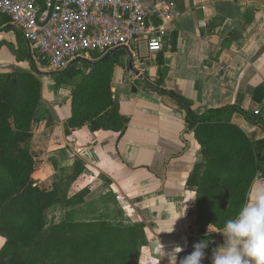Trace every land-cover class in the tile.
I'll use <instances>...</instances> for the list:
<instances>
[{"label":"crops","instance_id":"1","mask_svg":"<svg viewBox=\"0 0 264 264\" xmlns=\"http://www.w3.org/2000/svg\"><path fill=\"white\" fill-rule=\"evenodd\" d=\"M161 1L168 0L143 3ZM171 1L179 15L170 24L162 51L153 55L144 51L141 58L138 54L136 65L143 67L138 78L144 85L119 83L115 77L121 68L114 67L111 91L119 115L127 120L119 141L115 132H91L87 126L69 130L67 135L70 82H61L55 92L43 88L30 126L31 177L37 183L48 181L56 167L71 162L70 155L74 154L107 177L112 187L120 188L115 197L123 210L128 206L130 217L133 213L140 221L152 223L160 231L165 229L166 235L193 245L200 237L193 222L194 194L187 182L200 147L194 133L187 130L184 111L159 91L182 97L196 116L235 105L250 117L257 114L264 122V0ZM16 32L0 28V41L15 43ZM13 63L11 52L1 47L0 64ZM123 68L127 80L135 76L128 74L126 62ZM146 71L147 79L143 75ZM234 116L243 132L255 140L264 138L262 124L252 125L240 115ZM262 159L264 163V156ZM253 183L261 185L255 178L250 186ZM208 233L214 248L225 242L222 230L209 227Z\"/></svg>","mask_w":264,"mask_h":264},{"label":"trees","instance_id":"2","mask_svg":"<svg viewBox=\"0 0 264 264\" xmlns=\"http://www.w3.org/2000/svg\"><path fill=\"white\" fill-rule=\"evenodd\" d=\"M8 24V18L0 14V28L10 30ZM16 35L15 43L0 41V48L7 47L17 63L26 62L30 72L11 71L0 77V238L4 241L0 247V264H137L121 244L117 249V241L112 244L102 233L80 237L75 231L69 237L66 229L76 226L45 225V213L51 205L53 192L31 177L33 158L29 152L32 116L41 103V84L36 78L39 75L36 69L44 70L36 67L31 50L18 31ZM114 54L94 66L75 63L65 73L50 77L54 82L51 91L55 92L61 82H69L72 77L97 71L110 59L119 60ZM109 84L110 80L105 86L106 107L113 102L115 109L105 111L94 122L76 119L80 108L77 91L70 92L71 116L66 122V134L68 130L90 125L91 132L116 131V142L119 141L127 120L119 115ZM159 92L173 98L184 111L187 130L194 133L205 155V171L198 184L193 222L200 240L209 241L202 264H211L215 248L210 242L208 228L222 230L226 221L234 218L245 203L255 176L264 177V138L255 140L240 128L219 125L216 120L225 113H236L252 125L264 126V122L257 114L250 117L235 105L209 109L196 116L190 104L179 95ZM111 123L120 124L122 128L114 129ZM100 226L113 230L109 224L101 223ZM122 239L120 235L119 243Z\"/></svg>","mask_w":264,"mask_h":264},{"label":"rangeland","instance_id":"3","mask_svg":"<svg viewBox=\"0 0 264 264\" xmlns=\"http://www.w3.org/2000/svg\"><path fill=\"white\" fill-rule=\"evenodd\" d=\"M144 51H146L145 45L139 44L138 54L140 58ZM114 58L119 60L114 61L110 59L105 66L97 71L91 74L84 72L80 76L70 79L71 91L76 89L80 106L76 119L81 118L84 121L94 122L105 111L109 112L115 109L113 102L110 107H106L107 98L105 95V86L107 81L110 80V93L112 98L115 99L111 91V80L114 76L113 71L115 66L121 68L115 77L119 83L121 82L126 86L144 85V82L139 81L137 76H132V79L127 80V73L123 68L126 62L123 51L116 52ZM13 65L30 72V67L26 62H16ZM10 72L9 70H0V77L8 75ZM143 75L146 76V79L148 78L147 71L143 72ZM36 78L41 84V90L47 88L49 92H52L51 86L54 82L50 77L38 75ZM68 102L70 108V95ZM234 115V113H225L216 121H218L219 125L229 124L239 128V125L236 123L237 118ZM84 126H87L89 129L90 125ZM65 127H68V125L65 124ZM110 127L117 130L122 128L120 124L116 123H111ZM67 135H69V130ZM70 159L71 162L65 166L56 167L55 175L42 183L53 192L51 205L45 213L44 223L47 227L51 224H72L76 228L72 229L69 227L66 229L67 236L69 237L74 235L71 232L75 231V234L77 233L80 237L102 233L104 237L106 235L112 241V244H115L117 241L115 247L121 244L124 250L128 252V256L136 259L137 264H180V261L193 251V245L196 243L192 245L190 241L187 242L184 239L180 240L178 238L177 240L175 236L166 235L165 229L160 231L159 227L149 222L140 221L133 213L131 214V218L128 206L125 205V210H123L119 202L120 199L118 200L115 197L120 192V188L112 187L107 177L87 167L74 154L70 155ZM196 159L197 162L193 166L187 185L188 189L193 191L195 203L198 184L205 171V155L202 150H198ZM169 222L163 221L164 224H170ZM101 223L111 225L113 230L108 231L104 229L100 226ZM120 235H123V239L119 243ZM187 240H190V238ZM3 242L1 238L0 247ZM176 247H180L182 251H175Z\"/></svg>","mask_w":264,"mask_h":264},{"label":"built area","instance_id":"4","mask_svg":"<svg viewBox=\"0 0 264 264\" xmlns=\"http://www.w3.org/2000/svg\"><path fill=\"white\" fill-rule=\"evenodd\" d=\"M0 14L20 33L41 70L60 71L77 57L97 60L126 47L140 75L139 44L150 55L161 52L179 12L171 0L152 5L143 0H0ZM255 180L264 185L260 174Z\"/></svg>","mask_w":264,"mask_h":264},{"label":"clouds","instance_id":"5","mask_svg":"<svg viewBox=\"0 0 264 264\" xmlns=\"http://www.w3.org/2000/svg\"><path fill=\"white\" fill-rule=\"evenodd\" d=\"M222 236L225 242L213 249L211 264H264V185L250 186L245 203L226 221ZM208 243L204 239L194 244L180 264H202Z\"/></svg>","mask_w":264,"mask_h":264},{"label":"water","instance_id":"6","mask_svg":"<svg viewBox=\"0 0 264 264\" xmlns=\"http://www.w3.org/2000/svg\"><path fill=\"white\" fill-rule=\"evenodd\" d=\"M9 28L15 29L14 26L8 24ZM30 51V50H29ZM118 51H123L125 53V61H126V70L128 72L129 75L134 74L135 76L139 77V71L137 69L134 68V61H133V57L131 55V53L129 52V50L126 47H118L116 49L110 50L109 52H107L104 56H102L101 58L97 59V60H88L85 58H80L77 57L73 60H71L62 70L60 71H39L36 69L37 73L39 75L42 76H46V77H54V76H59L63 73H65L71 66H73L75 63L78 62H84L87 63L91 66L97 65L101 62H103L105 59H107L109 56L113 55L115 52ZM31 54V52H30ZM141 69H143L142 66H140ZM0 70H9V71H23V69H21L20 67L16 66V65H12V64H0ZM135 89L132 88V91H134ZM47 108L50 112V114L57 120L56 114L53 111V109L50 107L49 104H46Z\"/></svg>","mask_w":264,"mask_h":264}]
</instances>
